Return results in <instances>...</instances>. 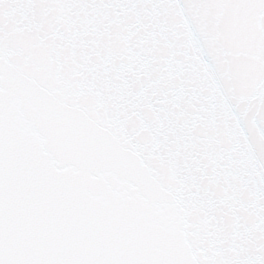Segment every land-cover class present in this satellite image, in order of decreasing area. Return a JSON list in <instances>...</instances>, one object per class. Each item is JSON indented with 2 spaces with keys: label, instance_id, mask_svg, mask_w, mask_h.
Wrapping results in <instances>:
<instances>
[{
  "label": "snow or ice",
  "instance_id": "obj_1",
  "mask_svg": "<svg viewBox=\"0 0 264 264\" xmlns=\"http://www.w3.org/2000/svg\"><path fill=\"white\" fill-rule=\"evenodd\" d=\"M0 264H264V0H0Z\"/></svg>",
  "mask_w": 264,
  "mask_h": 264
}]
</instances>
